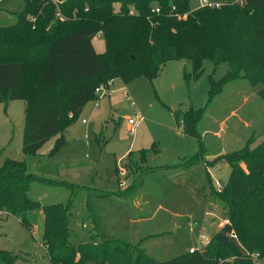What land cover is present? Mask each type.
I'll use <instances>...</instances> for the list:
<instances>
[{
	"label": "trees",
	"instance_id": "16d2710c",
	"mask_svg": "<svg viewBox=\"0 0 264 264\" xmlns=\"http://www.w3.org/2000/svg\"><path fill=\"white\" fill-rule=\"evenodd\" d=\"M152 1L23 0L15 22L0 26V103L24 102L23 153L33 154L55 135L62 138L85 103L97 98L95 88L100 84L117 77L126 82L138 74L154 78L171 59H190L193 78L199 76L205 59L229 66L217 80L208 75L203 107L175 111L182 131L198 145L186 165L206 159L199 124L226 83L243 79L254 89L260 85L255 92L264 102V0L219 7H192L190 0ZM114 2H119V11L113 10ZM100 30L105 38L103 53L96 52L91 42ZM61 138L52 153L63 144ZM252 142L250 138L241 148L210 161L225 160L230 165L222 188L210 192L225 208L227 222L203 246L167 261L104 235L89 199L84 217L90 223L88 240L78 241L71 218L74 196L82 186L31 172L23 161L7 160L0 167V218L15 217L33 235L36 210H41L42 243L50 264H255L251 253L264 259V138L254 146ZM152 146L156 150L155 143ZM139 154L146 161V149ZM35 183L70 192L65 201L45 204L40 196L29 194ZM17 260L14 253L0 249V264Z\"/></svg>",
	"mask_w": 264,
	"mask_h": 264
},
{
	"label": "rangeland",
	"instance_id": "374dc122",
	"mask_svg": "<svg viewBox=\"0 0 264 264\" xmlns=\"http://www.w3.org/2000/svg\"><path fill=\"white\" fill-rule=\"evenodd\" d=\"M23 3L0 0V26L14 23ZM190 5L198 6V0H190ZM113 10H120L119 2H114ZM130 11L134 12L131 5ZM92 40L104 43L100 52L103 53L104 31L100 30V35H94ZM228 67L227 62L215 65L205 59L199 76L193 78L191 60L180 58L162 64L154 78L145 74L126 82L114 78L106 95L85 103L62 138L61 134L53 136L33 154L22 151L23 100L0 105V167L7 160L23 161L31 172L81 185L74 196L71 218V227L80 231L78 241L88 240L90 223L85 224L84 217L85 200L89 199L108 238L139 246L159 261L201 247L204 239L199 238V230L209 218L207 212L215 210L209 193L211 189L220 190L216 182L222 185L230 172L227 161H210L219 152L241 148L250 138L251 146L264 138V102L254 92L260 85L254 89L243 79L230 81L199 124L207 160L186 165V159L195 154L198 145L194 137L182 131L175 111L203 107L208 75L217 80ZM136 115L143 119L131 133L128 119ZM59 138L63 144L52 153ZM140 149H146V161L140 157ZM120 166L125 170L123 176L117 173ZM150 167L153 171L148 170ZM164 168L168 171L161 170ZM119 181L125 185L119 187ZM33 186L29 194L34 198L40 196L45 204L65 201L70 192L59 186ZM131 187V194L120 196ZM98 193L108 195L95 198ZM222 208L225 209L223 205ZM221 216L226 219L225 212ZM215 229L206 226L204 232L213 234ZM0 249L17 255L15 264H50L41 236L36 232L31 235L13 216L0 218ZM255 264H264V259Z\"/></svg>",
	"mask_w": 264,
	"mask_h": 264
},
{
	"label": "crops",
	"instance_id": "0c3cea01",
	"mask_svg": "<svg viewBox=\"0 0 264 264\" xmlns=\"http://www.w3.org/2000/svg\"><path fill=\"white\" fill-rule=\"evenodd\" d=\"M91 42H92V45H93V47H94V49H95V51L96 52H98V53H100V52H102L103 50H104V43L102 42H94L93 40H91ZM255 92V91H254ZM17 100V99H16ZM13 101H15V100H11V101H9L8 103H0V105H3V106H6V105H8L10 102H13ZM23 109H24V103H23ZM219 154H223L222 152H219ZM218 155V154H217ZM207 160V159H206ZM161 168H163V167H161ZM176 168H178V167H173L172 169L174 170V169H176ZM184 168H187V167H184ZM148 170H152L153 171V169L150 167V169H148ZM162 171H168V169H166L165 170V168L164 169H161ZM226 182V181H225ZM225 182H221V183H225ZM103 194V195H102ZM106 195H108L107 193H106ZM106 195H104V193H98L97 195H94V197L95 198H98V197H102V196H106ZM121 196V195H120ZM209 197H210V199H211V201H213V206L215 207L214 209V212H210V211H208L207 212V216H209V218H206V220L204 221V224L201 226V228H200V230H199V238H201V239H204V244L206 243V242H208L209 241V239H210V237H211V235L212 234H206L205 232H204V230H206V226H208V228L209 227H216V229L212 232V233H214L219 227H221L224 223H226V219H224V218H222V212H223V214H224V212H225V209H223L222 208V205H221V203H219V202H217L216 200H213L212 198H211V196H210V193H209ZM92 207V206H91ZM92 212H93V215H94V217H95V219H96V221H97V223H98V226H99V228H100V231L105 235V233L103 232V230L101 229V227H100V225H99V220H98V218L96 217V215H95V212H94V209L92 208ZM43 221H44V215H43V212L41 211V212H39V213H37V220H36V226H35V231L34 232H36L38 235H40L41 236V238H42V233H43ZM221 221V222H220ZM221 223V224H220ZM81 224V223H80ZM86 224V223H85ZM80 228H83L82 226H80ZM82 230V229H81ZM80 231H79V229L78 230H75V233L77 234V235H79L78 233H79ZM88 232V231H87ZM203 232H204V234H203ZM81 233H83V231L81 232Z\"/></svg>",
	"mask_w": 264,
	"mask_h": 264
},
{
	"label": "built area",
	"instance_id": "2783aa9c",
	"mask_svg": "<svg viewBox=\"0 0 264 264\" xmlns=\"http://www.w3.org/2000/svg\"><path fill=\"white\" fill-rule=\"evenodd\" d=\"M247 0H232L231 2H234V3H237L239 5H243ZM225 1L224 0H198V6H208V7H219L221 6L222 4H224ZM155 10L158 12L159 9L156 7ZM96 35H100V31H98L96 33ZM112 80H109L107 81L105 84H101L99 85L98 87L95 88V94L97 95V98L101 95H106V92H107V89L108 87L110 86ZM143 118L136 115L134 117H131L128 119V126H129V129H130V132L133 133L134 132V127L137 123H139ZM117 173L120 175V176H123L125 175V170L124 168H122L121 166L117 169ZM216 184L222 188V185H219L220 183L217 181ZM125 185V182L123 181H119L118 182V186L119 187H122ZM3 212L0 211V214H2ZM227 222V220H226ZM207 243V242H206ZM250 258L253 260V261H259L258 258H259V255L258 253H251L250 255Z\"/></svg>",
	"mask_w": 264,
	"mask_h": 264
}]
</instances>
